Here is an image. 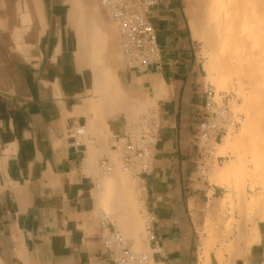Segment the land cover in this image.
<instances>
[{
	"label": "crops",
	"instance_id": "0c3cea01",
	"mask_svg": "<svg viewBox=\"0 0 264 264\" xmlns=\"http://www.w3.org/2000/svg\"><path fill=\"white\" fill-rule=\"evenodd\" d=\"M149 19L159 59L130 70L99 0H0V264H115L98 212L110 203L114 224L130 235L135 211L116 198L121 173L103 176L99 164H113L112 140L152 115L158 141L149 171L136 177L154 219L143 248L157 264H204L197 224L211 210L221 214L229 191L216 173L211 182L198 172L206 87L198 43L186 0H159ZM77 127L86 129L80 147L69 136ZM113 191L115 201H104ZM236 217L222 238L234 240L229 256L238 257L226 263L264 264V220ZM215 253L210 264H219Z\"/></svg>",
	"mask_w": 264,
	"mask_h": 264
},
{
	"label": "built area",
	"instance_id": "2783aa9c",
	"mask_svg": "<svg viewBox=\"0 0 264 264\" xmlns=\"http://www.w3.org/2000/svg\"><path fill=\"white\" fill-rule=\"evenodd\" d=\"M111 21L116 25L121 39V50L125 66L130 70H141L159 59L160 49L157 32L149 14L159 0H99ZM236 100L234 93L217 92L213 86L204 89V103L200 110L196 135L198 172L208 177L219 159L217 147L228 135H234L244 118L230 106ZM159 123L157 116L141 120L135 126L127 127L115 137L111 146L119 155L122 169L133 177L146 174L158 141ZM74 146L83 145L86 129L77 127L70 131ZM113 171L108 158L100 161L99 172L105 176ZM100 228L105 232L103 246L115 264H157L148 252H135L132 242L114 224L111 214L103 209L98 212ZM153 216H144L145 234L153 239Z\"/></svg>",
	"mask_w": 264,
	"mask_h": 264
},
{
	"label": "bare ground",
	"instance_id": "6f19581e",
	"mask_svg": "<svg viewBox=\"0 0 264 264\" xmlns=\"http://www.w3.org/2000/svg\"><path fill=\"white\" fill-rule=\"evenodd\" d=\"M227 1H213L210 12L211 19L207 21L202 36L197 35L201 37L205 47L208 48L204 50L208 59L206 65L208 77L213 80V83L215 82L219 90H235L249 107L247 120L238 140L242 142L250 126L256 125L260 138L252 140L250 145L254 152V165L259 167L264 164V1ZM257 151H260L259 157L255 155ZM244 163L240 159L232 160L224 167L217 169L216 174L218 176L231 175L242 167L246 169ZM116 196L119 200L123 198L126 203H131L130 184L127 183L126 178H122L121 191ZM260 200L259 195V202ZM259 202L250 200L249 203H245V206L253 204L254 207V204L258 205ZM122 211L124 212V210ZM128 228L131 231V236L128 233L126 235L128 234V237L134 239L138 248L143 247L142 239L141 242H138L140 236L133 215L128 222ZM254 238L255 236L246 242L247 246L245 250L240 251L241 255L248 251L254 240L256 241ZM232 257L236 258L238 254Z\"/></svg>",
	"mask_w": 264,
	"mask_h": 264
},
{
	"label": "rangeland",
	"instance_id": "374dc122",
	"mask_svg": "<svg viewBox=\"0 0 264 264\" xmlns=\"http://www.w3.org/2000/svg\"><path fill=\"white\" fill-rule=\"evenodd\" d=\"M213 1L214 0H186L188 13L190 15V24H191L192 33L196 42L198 43L197 52H198V69H199L200 79L202 80L204 86H208V85L213 86L217 92L234 93L236 95L237 101L236 100L231 101L230 103L231 109L235 113H242L244 115V118L236 133L234 135H228L223 140V142L217 147L216 156H219V159L217 162L215 161L212 173L210 174V180L211 182H215L216 181L215 173L217 172V169H220V167L221 168L224 167L227 163L231 162L232 160L238 161L240 159V161L245 162L244 164L246 167L244 168L246 169H243L242 167L239 170L234 171L231 175L219 176L221 179H218V181L216 182L221 186H224L229 191L226 200L222 201L221 214L217 215L211 210L206 214L204 221L200 222L199 225L197 224V226H198V231L201 233V235L204 238H206L204 243V253L202 255V259H204V264H210V260H211L210 252L214 250H216L214 257L216 258L218 263L227 264L226 263L227 259L229 257H232L231 254L229 256V253L232 252L231 246L233 245L234 240L233 239L225 240L222 237L224 235H229L233 233L234 224L237 221L236 215L238 214L239 216H243L245 214L248 220H250L254 216H259L261 219L264 218V211H263L264 210V199H263L264 198V187H263L264 164L260 165L259 167H256L253 161L254 152L251 148L250 143L252 140L255 141L256 139L260 138V134L256 129V125L252 124L250 126V129H248V133L246 137H244L242 142H239L238 140L240 138L244 124L246 123L249 107L246 106V104L242 99V96L236 93L235 90H231V89L219 90L215 82L213 83V80L210 77H208L206 71V65L208 63V59L204 54V50L208 48L205 47L204 41L197 34H200L202 36L207 21L211 19L210 12H211V7L213 6ZM260 1H264V0H260ZM229 142L232 143L228 144ZM255 155L256 156L258 155L259 157L260 151H257ZM113 166H114L113 171L105 176L111 177L118 170L121 173L118 175V177L126 178L127 183L130 184L132 199H131V203H127V205H129L130 208L128 213H131L133 210L135 211L134 220L135 223L137 222L138 232L142 235L141 237L142 242L140 238H138V242L140 241L142 244H144L147 242V238L145 234V222H144V216L146 214V210L144 209V206L139 200L141 196L140 188L142 187L139 184L140 180L136 177H133L128 172H125L122 169L120 158L117 153L113 157ZM127 187L129 186L127 185ZM110 193L111 194H109L108 196H105V194L103 193L104 201H108V202L115 201L114 199L111 198V195L112 193H114V191ZM259 195L261 197L260 202H259ZM109 196L111 199H109ZM250 200L259 202L258 203L259 207L257 204H254V207L253 204L244 207L245 203L246 204L249 203ZM101 208L104 211L108 212L109 214L115 215L114 209L112 208L110 203L102 205ZM237 210L239 211L237 212ZM220 215L222 216L223 221L217 222V220L221 218ZM124 236L127 237L126 235ZM132 241L134 242L133 245L134 251L139 253L147 252L143 248L144 245L143 247L138 248L134 239H132ZM217 246L219 247L218 249H216Z\"/></svg>",
	"mask_w": 264,
	"mask_h": 264
}]
</instances>
